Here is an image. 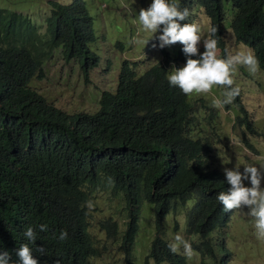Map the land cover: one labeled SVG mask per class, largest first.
Wrapping results in <instances>:
<instances>
[{
  "label": "clouds",
  "instance_id": "9594fccd",
  "mask_svg": "<svg viewBox=\"0 0 264 264\" xmlns=\"http://www.w3.org/2000/svg\"><path fill=\"white\" fill-rule=\"evenodd\" d=\"M55 1L71 4L72 14H76L81 22L87 18L92 20L93 32L83 30L82 43L88 59L94 56L98 59V63L91 66L88 71L81 67L84 80L89 79L90 69L102 61V54L98 51L100 39L109 40L113 47L124 49L125 41L119 35L122 30L128 28V30L137 29L142 32L145 41L141 39L135 42L145 43L144 55L153 54V60L141 68L139 60L123 57L118 60L113 69L118 78L124 59L135 63L134 71L130 73L134 78H139L141 87L151 92L154 91L156 97H164L167 105L175 101L184 106L182 120L172 124L175 133L154 131L152 138L153 151L165 165L162 182L165 192L168 195L173 194L179 187L181 193L180 196L170 199L172 209L157 221L155 205L145 198H141L138 202L127 200L125 193L116 188L118 180L114 173L100 169L91 170L80 163L77 165L81 171L79 176L97 177L94 183H87L88 188L94 191L88 192L83 210L75 196L67 195L68 205L57 209L53 213V218L50 219L47 214L53 204V189H48L36 178L23 174L19 165L26 161L32 152L48 151L59 147L61 142L56 134H43L40 130L33 128L11 133L7 137H10L8 143L5 142L6 139L0 140V179L10 188L16 178L21 176V200L19 202L15 198L1 199L0 240L10 238L8 234L4 235V231L15 232L20 240L0 250V264H71L77 256L74 254L76 246L87 240L74 233L76 226L89 236L88 239L98 251L100 237L90 230L91 223H95L108 238H118L120 226L112 214L99 217L87 207L88 201L95 197L101 187L106 185L110 187L112 194L120 193L123 196L127 217L126 225L132 221L134 216V221L139 223L140 228V212L144 204L154 210L157 231L152 238L156 234L165 237L160 231L163 217L170 214L176 204H179L184 210V224L176 221L174 228L182 229L192 237V240L189 243L179 234L173 241L165 238L169 241L167 245L169 251L172 254L184 255L186 264L187 259L190 260L194 253L200 255L202 263L205 258L211 256L214 264H232L231 253L225 244L224 235L219 236L214 232L227 225L231 214L248 215L252 219L256 238L264 241V165L257 160L238 162L235 159L230 138L229 140L223 139L218 131L209 126L196 127L194 125L197 118H202V115L204 116L209 111V109L204 110L207 108L202 106L204 102H209L211 107H208L211 109L222 108L225 105L235 107V100L240 98L241 101V93L249 92L247 83L250 77H257L264 72L259 64L255 48L249 43L253 38V23L248 20H237L230 0H215L213 3L209 0L206 2L201 0H113V15L105 18L98 10L90 6L88 0ZM252 2L256 19L264 30V0H252ZM214 4H219V6L209 11L208 5ZM101 7H107V5L102 3ZM25 13L36 19L31 13ZM98 25L109 28L110 31L113 30L116 36L113 37L110 31L99 36ZM110 36L113 41H110ZM231 44L235 46L231 47ZM55 50L54 48L51 55ZM61 51L66 58L62 48ZM75 52L72 50L70 59L67 60L75 59L77 62L84 60V58L79 59L74 56ZM50 56L43 60L41 70L34 71L27 82L28 89L23 94V102L28 114L33 111L55 110L67 114H79L81 117L100 108V97L103 91H115L117 78L113 89L103 88L99 91L95 107L81 108L84 101L79 104L80 108L77 110H68L58 106L54 100L61 90L67 96H83L84 89L61 79L52 83L46 90H40L38 82L48 76L45 63ZM111 62L112 59H108V65ZM25 69L28 68L20 64L6 65L0 59V81L9 78L6 71ZM37 80L38 82L34 84L33 82ZM163 80L169 86L168 89L161 87ZM174 91L179 92L183 97L177 96ZM262 94L257 90L250 108L241 101L244 105L243 109L240 108L238 113L232 109L236 114L237 125H239L238 121L241 122L239 125L243 130L239 136L241 144L247 150L256 153L259 150L248 137L255 136L259 128H264V121L259 118L264 115V99L261 98L264 97V89ZM256 95L261 99H258ZM218 96L221 98H217ZM89 98L91 99L90 94ZM216 119L218 123V116ZM245 119L252 124L254 131L243 125ZM216 127L218 129V125ZM261 158L264 159L263 156ZM0 191L3 190L0 189ZM209 202H213L226 214L225 223L216 224L207 237L199 233H189L187 214L201 211ZM89 207H91V202H89ZM246 208L248 210H245ZM240 209H242L241 213ZM113 224L116 225V233L119 232V234L113 235L110 232L109 228ZM36 242L41 243L37 248L34 247ZM206 243H210L211 246L214 244V255H208L207 251L203 250ZM218 243L224 244L228 255H223V250ZM150 249L151 240L144 257L145 264H149V259L156 264H171L166 259L159 262L153 259L150 256ZM94 255L97 254H88L85 264H91L89 257ZM126 257L129 259L128 264H137L133 256V245L126 253Z\"/></svg>",
  "mask_w": 264,
  "mask_h": 264
},
{
  "label": "trees",
  "instance_id": "16d2710c",
  "mask_svg": "<svg viewBox=\"0 0 264 264\" xmlns=\"http://www.w3.org/2000/svg\"><path fill=\"white\" fill-rule=\"evenodd\" d=\"M207 1V0H201ZM213 3L215 0H209ZM235 9V18L239 21L248 20L253 23V38L249 42L255 48L259 64L264 70V30L260 27L252 0H230ZM50 8L41 22L43 30L39 28L37 19L16 9L0 7V59L6 65L20 64L28 69L6 71L7 80L0 81V140L10 141L11 133L29 128L38 129L43 134H56L61 142L45 152H32L19 165L20 171L39 180L46 188L53 189V204L48 217L64 205H68L66 196H75L79 205L84 209L88 192V182L94 183L97 177L88 178L79 176L81 171L77 166L83 163L85 168L100 169L116 175L117 189L125 193L127 200L138 202L141 198L153 203L157 209L156 220L172 209L170 199L180 196L177 187L173 194L168 195L162 184L165 174V165L153 151L152 138L154 131L174 134V122L182 120L183 105L175 101L167 105L164 97H156L155 92L140 85L139 78L130 73L134 71L135 63L124 59L121 63V72L114 92L103 91L100 97V108L93 113L67 114L55 110L33 111L28 114L23 102L27 82L34 71L41 70V63L50 56L53 49L62 48L66 59H70L71 51L79 59L83 70L98 63V59L91 56L83 48V30L93 32V23L90 18L81 22L76 14H72L71 4L49 0ZM219 4L208 5L212 11ZM86 33V32H85ZM85 35V34H84ZM89 63V66H87ZM125 71H129L126 72ZM162 88L169 86L163 80ZM174 93L183 97L179 92ZM236 106L232 109L238 113L243 109L240 98L235 100ZM202 106H210L204 102ZM211 107V106H210ZM201 113V108H200ZM202 114V113H201ZM218 108H209L208 113L194 122L196 127L209 126L217 131ZM237 124V121L235 122ZM241 125V122L238 121ZM243 125L254 131V127L245 119ZM245 139V137H244ZM246 140V139H245ZM111 149V150H109ZM180 180V178H178ZM21 176L17 177L12 187H8L0 179V201L2 198H15L20 202ZM22 205V204H21ZM24 210V207L22 206ZM226 214L213 203L209 202L199 212L187 214V231L199 233L207 237L216 224L225 223ZM132 221L122 232V247L129 252L139 231V223ZM176 227V226H175ZM110 232L116 233V225L110 226ZM4 231L9 239L0 240V250L10 247L20 238L13 231ZM74 233L87 239L76 246V258L71 264H85L88 254H98L92 245L89 236L78 226ZM116 233V234H115ZM169 241L156 234L151 239L150 256L156 261L168 260L171 264H186L184 255L172 254L167 245ZM40 242H36L37 248ZM223 255L228 251L223 243H218ZM206 254H215L214 244L206 243L203 248ZM205 255V254H203ZM129 259L127 258L126 264Z\"/></svg>",
  "mask_w": 264,
  "mask_h": 264
},
{
  "label": "rangeland",
  "instance_id": "374dc122",
  "mask_svg": "<svg viewBox=\"0 0 264 264\" xmlns=\"http://www.w3.org/2000/svg\"><path fill=\"white\" fill-rule=\"evenodd\" d=\"M88 3L94 10H98L104 18L108 15H113V0H88ZM102 3L107 5V7H101ZM0 7L16 8L29 14L31 13L32 16L36 17L39 28L43 29L44 24L41 22V19L48 13L47 10L50 8V3L49 0H0ZM125 29L126 30H122L119 33L120 37L125 41L124 49L113 47L109 40L100 39L98 51L102 54V61L99 65L90 69L88 80H84L80 63L75 59L67 60L61 48H58L45 63V70L48 72V76L39 82L37 80L33 83L35 84L38 82V88L44 91L52 83L64 79L67 83L83 88L84 94L83 96H67L63 90H61V93H59L54 100L58 106L68 110H77L80 108L79 104L84 101L81 108L95 107L99 91L103 88L113 89L115 87L117 73L113 68L120 58L129 57L139 60L141 68L145 67L149 61L153 60V54L148 56L144 55L145 43L135 42L141 39L144 40L142 32L137 29ZM109 31V28L98 25L97 33L99 36H102L104 33H109ZM110 34H113V37L116 36L113 30L110 31ZM109 39L113 41L112 36H110ZM230 46L234 47L235 45L231 44ZM243 50L245 51V48H243ZM108 59H112L109 65ZM247 89L249 92L241 93V101L245 106L250 108L249 106L257 90L262 94L264 89V72L257 77L251 76L247 83ZM89 94L91 99L89 98ZM256 97L258 99H264V97L260 98L257 95ZM217 98L221 97L218 96ZM209 108L210 107L204 108V110L208 111ZM218 111V134L225 140H229L230 138V143H232L235 153V159L238 162L257 160L261 165H264V159L261 158L262 156L264 157V128H259L255 136L248 137L259 152L256 153L252 150H247L240 142L239 136L243 133V130L235 123L237 121L235 112L229 105L218 108ZM259 118L264 121V115H261ZM101 181H103V177H101ZM110 190L108 185L101 187V190L96 192L95 197L88 201L87 207L99 217L112 214V217L117 220L120 226V234L118 238H108L105 236L104 231L99 230L95 223H91L90 230L95 233L96 236L100 237L99 253L89 257L91 264H126V252L121 246L122 239L120 237L127 221L125 201L120 193L114 195ZM89 202H91V207H89ZM240 210L241 213L242 209ZM245 210H248V208ZM140 217L141 224L139 233L136 235L133 244V256L137 264H145L144 257L148 252L150 240L152 235L157 231L155 226V212L152 208L144 204L141 208ZM228 219L227 225L216 229L214 232L219 236L220 234L224 235L225 244L228 246L231 253L230 261L232 264H264V241L256 238L252 219L248 215H240L238 213L235 215L231 214ZM176 221L179 224H184V210L179 204H176L175 209L170 214L163 217L160 226L161 233L170 241H173L175 236L179 234L190 243L192 237L189 234L182 229L178 230L174 228V223ZM181 251L183 252L182 248ZM187 260V264H214V260L211 256L205 258L202 263L200 255L197 253H194L193 257ZM149 264L156 263H154L152 259H149Z\"/></svg>",
  "mask_w": 264,
  "mask_h": 264
}]
</instances>
